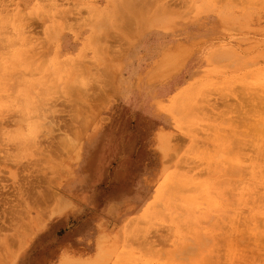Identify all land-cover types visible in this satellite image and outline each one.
<instances>
[{
  "label": "rangeland",
  "instance_id": "1",
  "mask_svg": "<svg viewBox=\"0 0 264 264\" xmlns=\"http://www.w3.org/2000/svg\"><path fill=\"white\" fill-rule=\"evenodd\" d=\"M121 2L3 0L0 264H264V0Z\"/></svg>",
  "mask_w": 264,
  "mask_h": 264
},
{
  "label": "bare ground",
  "instance_id": "2",
  "mask_svg": "<svg viewBox=\"0 0 264 264\" xmlns=\"http://www.w3.org/2000/svg\"><path fill=\"white\" fill-rule=\"evenodd\" d=\"M36 3H38L37 1H35ZM123 3L122 5H120V8H115V11L113 13L114 17H113V20L112 21H109L111 22V24L113 26H116L117 23H119V29L120 30H124V28L126 27H131V25L133 26V24L135 25V28L137 31H140L141 29L143 28H149L151 26H153L155 23H159V22H166V23H169L172 21V19L170 18H173V16L169 17L167 15H165L166 11L165 9H163L160 5V2L159 0H122ZM8 5L7 4H4L3 3V0H0V12L3 13V8H7ZM120 9V11H118ZM125 9H130L129 11H126L125 12ZM121 15V16H120ZM103 20V19H102ZM105 21V20H104ZM114 21V23H113ZM109 22H106L109 24ZM106 23H103L102 24L107 27ZM23 23H18L14 26L11 27V29H13L14 27L15 28V34H14V38L11 39V42L14 41V45L17 46V43L19 42H22L24 40V37L19 34L21 31H26V30H23L24 29H29V24H25V25H22ZM101 24V23H100ZM20 25V26H19ZM99 25V24H98ZM102 25V26H103ZM101 26V25H100ZM54 28V29H53ZM61 28V25L59 24H55V25H52L50 27L51 29V32H49V38H52L54 39V35L56 32V29L57 31ZM3 29V14L0 15V30ZM107 30V29H106ZM27 32V31H26ZM31 32V31H30ZM109 35V38L113 39V37H110V35H114L112 33H107V36ZM107 39V38H105ZM12 48H14L13 52H12V58L16 57V53L19 55V57H22L24 54H26L23 50L19 49V48H16V47H11L9 50H11ZM16 48V49H15ZM35 50V49H34ZM181 49L178 50V54L181 53ZM35 52V51H34ZM112 54V52H111ZM114 54V53H113ZM112 54V55H113ZM20 61H21V58H19ZM17 59V60H19ZM169 60V57L166 55L164 57V61H161V63L159 64V69H161L163 67V65L166 63V60ZM16 59H13V62H17L19 63L20 61H17ZM63 64H65V61L64 63L59 61L58 64L56 65V70H58L59 72L61 73H64L65 71V68H63ZM165 66V65H164ZM99 73H98V78L99 80L107 85L109 84L108 82L111 81V78L109 77H106L104 74H106L104 71V67H99ZM64 75V74H63ZM65 85L68 84V81L65 80L64 81ZM160 133V132H159ZM163 133V132H162ZM160 135V134H159ZM163 134H161L162 136ZM166 139V138H165ZM164 145H163V148L164 149ZM167 149V148H165ZM167 184V183H166ZM164 192V191H163ZM53 194V193H52ZM17 214V208H15L14 210ZM19 211V210H18ZM102 244V243H101ZM100 244V245H101ZM99 245V243H98ZM2 259V258H1ZM7 259V258H6ZM104 259V258H103ZM65 264V263H64Z\"/></svg>",
  "mask_w": 264,
  "mask_h": 264
}]
</instances>
